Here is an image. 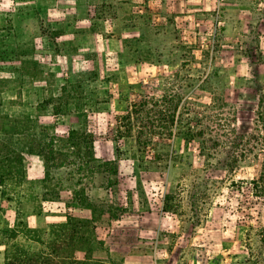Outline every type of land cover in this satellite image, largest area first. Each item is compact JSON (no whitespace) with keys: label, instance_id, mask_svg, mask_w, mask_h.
I'll list each match as a JSON object with an SVG mask.
<instances>
[{"label":"rangeland","instance_id":"obj_1","mask_svg":"<svg viewBox=\"0 0 264 264\" xmlns=\"http://www.w3.org/2000/svg\"><path fill=\"white\" fill-rule=\"evenodd\" d=\"M176 72L186 108L173 135L120 138L119 118L161 97ZM62 88L85 115L74 105L39 112ZM0 93V152L10 156L0 171L2 252H49L39 242L56 240L71 215L89 223L68 264H264V202L252 185L264 158L227 140L231 129L255 132L264 0H0ZM23 116L60 137L85 129L118 174L81 182L61 169L48 188L68 193L42 200L43 160L18 134Z\"/></svg>","mask_w":264,"mask_h":264},{"label":"trees","instance_id":"obj_2","mask_svg":"<svg viewBox=\"0 0 264 264\" xmlns=\"http://www.w3.org/2000/svg\"><path fill=\"white\" fill-rule=\"evenodd\" d=\"M19 49L18 58L20 56L24 57L22 61L20 60L22 65L21 73L27 75L29 74L27 70L29 61L25 60L28 57L26 54L27 50L23 49L21 45H19ZM166 81L168 86L161 97L146 95L140 101L133 103L127 114L119 118L118 131L120 138L134 137L137 134L142 135L145 129L149 135L158 137L173 135V130L179 121L178 115L181 110L186 108L185 103H183L184 95L182 90L184 84L179 72H176L172 78ZM7 82L11 83L14 80L8 78ZM6 90L8 89L5 87ZM9 90L13 89L10 88ZM1 92H4V90ZM18 95L21 97V92H18ZM72 105L79 111V115H85L81 100L71 96L67 88H62L60 96L45 98L38 106V110L39 112H44L51 106L54 114L59 115L64 108L71 111L70 107ZM22 119L24 120L20 124L24 128H20L21 132H18V134L29 140L31 151L43 160L44 177L38 182L42 186V200L62 201L59 195L68 193V189L62 185L54 184L53 189L50 190L48 188V185L57 180L56 173L61 169H71L70 174L81 177L82 179H79L81 182L87 179L88 176H93L95 173L102 171L115 176L118 174V168L114 162L100 164V160L95 153L94 138L85 129L72 128L66 136L60 137L56 132L53 134L50 132L55 130L54 127L41 126L37 119L31 117L23 116ZM254 130L255 132L252 134L240 135L231 129L230 133L235 136V139L227 138V140L232 145L238 142L246 151H250V148H259V156L264 158V95L259 99ZM189 133L194 135L193 130H189ZM3 161L9 162L10 156L0 152V171ZM261 165L260 176L252 182V185L255 196L264 202V160ZM20 166L23 169L22 160ZM3 185L1 180L0 186L3 187ZM80 191L72 192V194L76 195L72 197V201L80 199L77 197ZM89 205L90 207L93 206L92 204ZM66 218L67 222L60 227L63 232L57 235L58 238L56 240L49 242L47 245L38 241L49 252L34 253L26 250L22 245L13 244L12 250H5L6 264H68L72 257L69 256L67 251L70 246L74 245L76 247L79 242L81 243L84 237L82 229L89 222L88 220H79L71 215L66 216ZM69 228L73 230L70 234L67 232ZM73 259L78 261L76 257Z\"/></svg>","mask_w":264,"mask_h":264},{"label":"crops","instance_id":"obj_3","mask_svg":"<svg viewBox=\"0 0 264 264\" xmlns=\"http://www.w3.org/2000/svg\"><path fill=\"white\" fill-rule=\"evenodd\" d=\"M0 264H6L5 263V253L2 252V249H0Z\"/></svg>","mask_w":264,"mask_h":264}]
</instances>
